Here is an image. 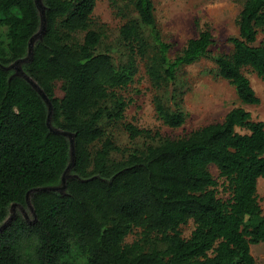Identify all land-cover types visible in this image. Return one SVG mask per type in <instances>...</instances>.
Returning <instances> with one entry per match:
<instances>
[{
    "label": "trees",
    "instance_id": "trees-1",
    "mask_svg": "<svg viewBox=\"0 0 264 264\" xmlns=\"http://www.w3.org/2000/svg\"><path fill=\"white\" fill-rule=\"evenodd\" d=\"M125 1L112 0L126 18L120 28L126 60L117 65L110 50L99 48L97 0H45L46 30L27 72L51 100L55 124L74 134L79 178L68 181L65 195L33 194L36 221L17 217L0 231V264H256L251 246L264 243L257 196L264 122L237 107L186 138L159 137L120 160L112 157L122 151L107 136L112 126L121 125L132 141L153 138L124 122L128 103L121 94L134 83L140 62L146 63L158 118L180 128L186 113L181 103L167 107L163 91L182 68L208 57L215 42L204 30L172 57L154 0ZM238 26L239 35L228 39L233 52L213 58L216 75L243 104L258 105L246 70L264 80V43L257 45L264 0H245ZM39 27L34 0H0V226L9 206L25 204L29 191L58 185L71 159L68 140L48 128L41 96L2 68L25 56ZM212 166L224 179L227 199L219 197ZM190 222L194 230L184 238L181 228ZM134 230L139 238L127 243Z\"/></svg>",
    "mask_w": 264,
    "mask_h": 264
},
{
    "label": "rangeland",
    "instance_id": "rangeland-1",
    "mask_svg": "<svg viewBox=\"0 0 264 264\" xmlns=\"http://www.w3.org/2000/svg\"><path fill=\"white\" fill-rule=\"evenodd\" d=\"M40 18V27L28 44L25 56L12 64L2 68L11 77H19L26 81L43 99L47 111V125L52 133L64 136L70 144V162L61 181L56 186L43 187L27 194L25 204L13 203L8 208V217L0 230L9 225L15 218L21 217L27 223L36 221V213L32 203L33 194L41 191L54 192L59 195L67 193V183L71 179L79 178L73 168L74 134L60 129L54 122V108L51 100L40 90L37 82L28 74L27 65L31 62L37 44L43 39L44 18L47 6L45 0H34ZM124 6L125 0H118ZM245 0H154L155 14L158 27L165 42L173 45L171 56L175 57L187 45L190 39L209 29L215 39L210 47L209 56L197 63L181 69L177 80L167 86L163 91L165 104L174 110L176 104L181 103L186 113V121L180 128L165 126L158 118L154 106L155 92L151 87L146 73V63L140 62L139 73L133 84L122 91V96L128 103L124 122L131 123L138 129L149 130L153 138L143 137L135 141L130 139L128 132L120 126L107 129L109 136L122 150L113 153V158L120 160L127 156L128 151L142 148L145 144L158 142L160 138L182 139L192 132L210 124L222 122L225 116L234 108L242 107L248 111L254 121L264 122V80L251 70H246V75L260 99L258 105H246L239 99L236 90L227 81L216 75V66L213 58L221 54H231L233 46L228 41L231 37L239 35L238 18ZM126 18L117 14L112 0H97L93 14L94 28L103 34L100 51L110 50L117 65L126 60L125 49L120 36V28ZM264 43V32L258 37L257 45ZM57 95L63 96L60 85ZM156 133L159 136H156ZM160 137V138H159ZM102 143H97L94 148L99 149ZM213 176L219 180V197L227 199L228 192L224 191V179L219 178V171L211 167ZM258 201L264 215V178L258 181ZM2 229V230H3ZM194 230V223L190 222L181 228L184 238H189ZM140 231L134 230L126 242L132 243L139 238ZM29 240H27L28 242ZM29 244L26 243L25 246ZM251 253L256 264H264V243L251 246Z\"/></svg>",
    "mask_w": 264,
    "mask_h": 264
},
{
    "label": "water",
    "instance_id": "water-1",
    "mask_svg": "<svg viewBox=\"0 0 264 264\" xmlns=\"http://www.w3.org/2000/svg\"><path fill=\"white\" fill-rule=\"evenodd\" d=\"M45 30H46V17L44 18V30H43V34H44V32H45ZM32 39V38H31ZM33 56H34V54H33ZM32 59H33V57H32ZM38 84V83H37ZM39 86V85H38ZM39 88H40V90L44 93V91H43V89L39 86ZM45 94V93H44ZM45 96L47 97V95L45 94ZM48 98V97H47ZM71 146H72V149H73V154H74V158H73V163H74V161H75V138H74V142H73V144H71ZM35 190H39V188H37V189H33V190H31V191H29L28 193H30V192H32V191H35ZM3 229V228H2ZM1 229V230H2ZM0 230V231H1Z\"/></svg>",
    "mask_w": 264,
    "mask_h": 264
}]
</instances>
